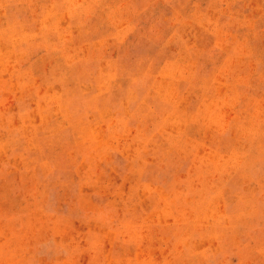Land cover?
<instances>
[{
    "label": "rangeland",
    "instance_id": "obj_1",
    "mask_svg": "<svg viewBox=\"0 0 264 264\" xmlns=\"http://www.w3.org/2000/svg\"><path fill=\"white\" fill-rule=\"evenodd\" d=\"M0 264H264V0H0Z\"/></svg>",
    "mask_w": 264,
    "mask_h": 264
},
{
    "label": "bare ground",
    "instance_id": "obj_2",
    "mask_svg": "<svg viewBox=\"0 0 264 264\" xmlns=\"http://www.w3.org/2000/svg\"><path fill=\"white\" fill-rule=\"evenodd\" d=\"M24 35V34H23ZM70 73V72H69ZM116 76V75H115ZM118 84V83H117ZM169 92V91H168ZM58 94V93H57ZM165 94V93H164ZM132 95V94H131ZM131 97V96H130ZM167 98V97H166ZM188 115V114H187ZM178 131V130H177ZM165 136V135H164ZM171 141V140H170ZM222 141V140H221ZM12 151V150H11ZM11 154V153H10ZM56 186V185H55ZM55 188V187H54ZM12 191V190H11ZM3 194V193H2ZM14 206V205H13ZM211 206V205H210ZM15 208V207H14ZM218 212V211H217ZM224 248V247H223ZM208 251V250H207Z\"/></svg>",
    "mask_w": 264,
    "mask_h": 264
}]
</instances>
